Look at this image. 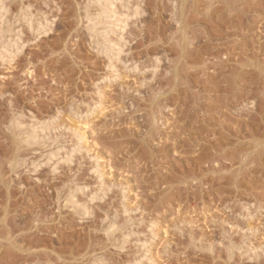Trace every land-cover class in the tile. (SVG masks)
Masks as SVG:
<instances>
[{
    "label": "rangeland",
    "instance_id": "rangeland-1",
    "mask_svg": "<svg viewBox=\"0 0 264 264\" xmlns=\"http://www.w3.org/2000/svg\"><path fill=\"white\" fill-rule=\"evenodd\" d=\"M96 2L0 0V264H264V0Z\"/></svg>",
    "mask_w": 264,
    "mask_h": 264
},
{
    "label": "bare ground",
    "instance_id": "bare-ground-1",
    "mask_svg": "<svg viewBox=\"0 0 264 264\" xmlns=\"http://www.w3.org/2000/svg\"><path fill=\"white\" fill-rule=\"evenodd\" d=\"M103 1H104V0H103ZM103 1H102V0H98V2H96V4H97V5L100 4V7L103 8L104 5H107V4H105V2H103ZM93 2H94V1H93ZM98 6H99V5H98ZM100 7H98V8H100ZM105 7H106V6H105ZM105 7H104V8H105ZM96 8H97V7H96ZM102 8H100V11H101V10H102V11L104 10V8H103V9H102ZM2 9H3V8H2ZM105 9H106V8H105ZM1 12H2V11H1ZM0 17H1V16H0ZM2 17H3V16H2ZM25 19H26V18H25ZM125 20H128V18L126 17ZM1 22H2V21H1ZM99 22H100V21H99ZM4 23H6V22H4ZM8 24H9V23H8ZM91 24H92V23H91ZM2 25H3V23H2ZM91 26H92V25H91ZM4 27H5V26H4ZM92 27L95 29V28H96V25L93 24ZM92 27H91L90 29H92ZM1 28H3V27H1ZM5 28H6V27H5ZM94 29H92L93 31H91L92 34L95 35V38H96V37H100V36L102 35L101 33H99L100 31H99V32L97 31V32H98V33H97V32L95 31L96 29H95V30H94ZM4 30H5V29H4ZM9 30H10V29H9ZM1 32H3V31L1 30ZM2 34H3V33H2ZM94 35H93V36H94ZM103 36H104V33H103ZM92 38H93V37H92ZM103 39H104V38H103ZM105 39H106V37H105ZM106 40H107V39H106ZM9 41H10V40H9ZM104 43H105V42H104ZM109 49H110V48H109ZM16 127H17V126H16ZM31 127H32V126H31ZM18 128H19V127H18ZM34 128H35V127H34ZM42 128H43V127H42ZM45 128H46V127H44L43 129L45 130ZM29 129H30V128H29ZM32 129H33V128H32ZM47 129H48V128H47ZM26 130H27V131H24V132H25L24 135H25V138H26V140H25L26 143H27V142H28V143H29V142L33 143V142H32V141H33L32 137H33V135H34V129H33V131H30V130H28V129H26ZM44 130H43V134H44ZM22 132H23V131H22ZM20 135H21V134H20ZM22 136H23V135H22ZM23 137H24V136H23ZM23 137H22V140H24ZM36 137H37V136H36ZM38 137H39V136H38ZM41 137H42V136H41ZM34 138H35V137H34ZM43 138H44V137H43ZM35 139H36V138H35ZM37 139H38V138H37ZM45 139H46V138H45ZM40 140H42V138H40ZM34 142H35V140H34ZM28 143H27V144H28ZM33 144H34V143H33ZM35 144H36V142H35ZM35 144H34V145H35ZM44 144H45V143H44Z\"/></svg>",
    "mask_w": 264,
    "mask_h": 264
}]
</instances>
